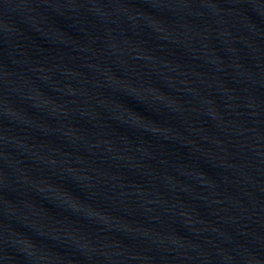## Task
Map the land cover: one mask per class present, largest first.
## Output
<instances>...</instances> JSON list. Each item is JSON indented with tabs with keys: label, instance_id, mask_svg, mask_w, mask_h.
Listing matches in <instances>:
<instances>
[{
	"label": "water",
	"instance_id": "95a60500",
	"mask_svg": "<svg viewBox=\"0 0 264 264\" xmlns=\"http://www.w3.org/2000/svg\"><path fill=\"white\" fill-rule=\"evenodd\" d=\"M0 264H264V0H0Z\"/></svg>",
	"mask_w": 264,
	"mask_h": 264
}]
</instances>
